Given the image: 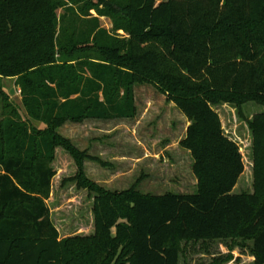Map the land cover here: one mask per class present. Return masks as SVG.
<instances>
[{"label": "trees", "instance_id": "16d2710c", "mask_svg": "<svg viewBox=\"0 0 264 264\" xmlns=\"http://www.w3.org/2000/svg\"><path fill=\"white\" fill-rule=\"evenodd\" d=\"M60 8L95 9L128 37L115 41L97 17L76 37ZM0 75L16 77L27 116L45 126L0 123V264H179L180 241L230 238L250 240L253 264H264V112H242L264 105V0H0ZM138 83L154 84L189 121L179 145L192 159V194L88 184L55 132L66 121L134 117ZM221 104L250 131L252 193L233 192L244 163ZM59 148L76 166L61 183L92 194L88 233L62 234L52 219Z\"/></svg>", "mask_w": 264, "mask_h": 264}, {"label": "rangeland", "instance_id": "374dc122", "mask_svg": "<svg viewBox=\"0 0 264 264\" xmlns=\"http://www.w3.org/2000/svg\"><path fill=\"white\" fill-rule=\"evenodd\" d=\"M57 13L67 12L60 8ZM73 13L68 12L60 25L70 34L76 33V37L90 29L93 24L88 20L92 17H97L98 27L115 41L122 43L128 37L124 31L114 30L112 17L98 15L95 9L89 11L90 15H80L76 8ZM59 36L63 41L68 39L64 34ZM55 48L57 51L59 46L56 44ZM11 90L14 92L10 93ZM134 103L132 118L66 121L55 128L77 152L82 179L108 191L134 186L144 194L194 193L197 180L191 168L192 159L189 151L179 145L189 121L152 83L134 85ZM216 110L225 132L238 143L243 158L244 171L233 192L252 193V149L247 123L232 105L221 104ZM242 112L249 118L264 112V105L246 103ZM10 119H21L36 129L45 127L27 116L16 77L0 75V123L5 125ZM55 166L58 173L53 183V199L49 201L53 221L62 234L90 232L92 194L78 188L75 182L61 183L75 174L76 166L60 148ZM250 244V240L240 238L180 241L179 264H253Z\"/></svg>", "mask_w": 264, "mask_h": 264}, {"label": "water", "instance_id": "95a60500", "mask_svg": "<svg viewBox=\"0 0 264 264\" xmlns=\"http://www.w3.org/2000/svg\"><path fill=\"white\" fill-rule=\"evenodd\" d=\"M13 92H14L13 90L10 91V93H13Z\"/></svg>", "mask_w": 264, "mask_h": 264}, {"label": "crops", "instance_id": "0c3cea01", "mask_svg": "<svg viewBox=\"0 0 264 264\" xmlns=\"http://www.w3.org/2000/svg\"><path fill=\"white\" fill-rule=\"evenodd\" d=\"M1 172V171H0Z\"/></svg>", "mask_w": 264, "mask_h": 264}]
</instances>
